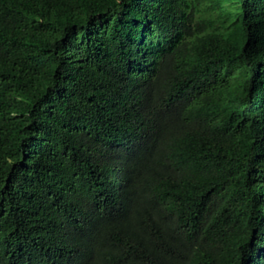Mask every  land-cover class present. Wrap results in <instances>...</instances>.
<instances>
[{
	"label": "trees",
	"instance_id": "trees-1",
	"mask_svg": "<svg viewBox=\"0 0 264 264\" xmlns=\"http://www.w3.org/2000/svg\"><path fill=\"white\" fill-rule=\"evenodd\" d=\"M0 264H264V0H0Z\"/></svg>",
	"mask_w": 264,
	"mask_h": 264
},
{
	"label": "rangeland",
	"instance_id": "rangeland-1",
	"mask_svg": "<svg viewBox=\"0 0 264 264\" xmlns=\"http://www.w3.org/2000/svg\"><path fill=\"white\" fill-rule=\"evenodd\" d=\"M224 9L221 12H216L214 13V17L218 18V21H223V19H226L227 16H232L234 15L235 12V6L232 4H226Z\"/></svg>",
	"mask_w": 264,
	"mask_h": 264
}]
</instances>
